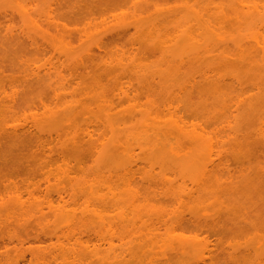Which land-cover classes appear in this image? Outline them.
I'll return each instance as SVG.
<instances>
[{"label": "rangeland", "instance_id": "1", "mask_svg": "<svg viewBox=\"0 0 264 264\" xmlns=\"http://www.w3.org/2000/svg\"><path fill=\"white\" fill-rule=\"evenodd\" d=\"M238 1L255 6L257 18L264 19V0H23L32 20L29 22L11 13L6 0H0V264L10 261H15L14 264H201L200 257L205 264H253L258 259H263L264 264V144L256 142L255 136L232 139L221 133L228 131L226 123L219 125L220 134L213 138L216 141L213 146L215 162L220 160V165L213 172V180H219L221 190L184 197L180 205L172 201L170 194L141 181L146 174L156 178L166 175L176 180L178 174L158 164L138 163L131 188L141 210L129 209L130 198L113 212L109 211L110 207H104L107 216L98 233L84 224L80 214L63 217L53 215L45 207L47 203L54 207L64 205L66 209L77 207L68 197L64 204L58 203L55 189H70V183L63 178L67 169L63 163L68 162L73 174H87L90 178V159H80L71 152L59 153L56 140L42 150L36 143L39 136L54 126L59 129L67 119L76 118V123L71 120L72 124L74 128L79 126L83 116L71 118V111L78 109L73 107L76 104L92 107L101 92H109L114 77L123 86H130L131 91L137 90L136 100L121 107L145 108L148 98L138 89V81L142 75L165 69L169 59L143 44L134 27L144 31L154 28L155 34L168 37L175 35V28H187L191 36H196L199 26L193 21L194 13L203 12L207 5L229 8ZM214 16L210 13L203 18L211 20ZM123 29L129 32L122 34ZM239 30L228 25L213 32L226 39L228 36L239 39ZM257 30L264 36V27ZM31 38L35 39L33 45ZM49 43L61 49L51 50ZM36 65L50 68V77L37 79L29 75V69ZM193 72L195 67L185 64L180 69L179 80ZM66 81L71 85L65 89V98L63 94L64 99L56 102L49 91L56 86L55 82ZM228 83L223 86L224 92L239 89ZM202 84L196 78L191 93L186 92L180 98L177 115L188 125L206 120L205 117L194 119L188 106L197 105L209 112L220 109L221 99L210 98L206 87L199 86ZM245 92L240 98L253 91ZM37 95L43 97L46 108L56 117L63 112L59 110L61 107L72 108L68 110L70 115L67 110L64 112L63 117L66 114L68 118L61 117L65 123H59V128L54 122L60 119H50L52 112L26 108ZM158 97L156 93L151 99ZM74 101L76 104H69ZM173 146L181 153L193 148L185 142ZM15 197L30 204L32 209L42 207L45 214H36L37 218L22 212L10 214ZM119 211L123 214L116 216ZM197 218L215 219L217 223L199 225L195 222ZM100 232L102 237L98 235ZM187 239L203 243L204 254L200 256L198 251L181 243ZM110 241L113 248L108 244ZM120 250L116 262L106 259ZM83 251L93 255L84 256L82 261Z\"/></svg>", "mask_w": 264, "mask_h": 264}, {"label": "bare ground", "instance_id": "2", "mask_svg": "<svg viewBox=\"0 0 264 264\" xmlns=\"http://www.w3.org/2000/svg\"><path fill=\"white\" fill-rule=\"evenodd\" d=\"M6 2L11 13L17 14L24 21L32 22L23 0H6ZM47 12L45 11V15L50 18ZM210 13H214L215 16L211 20L209 18L205 20L203 17ZM194 15L193 21L199 26L196 36H191L187 28H175V35L168 37L167 34H155L154 28L144 31L139 26L134 27L143 44L147 45L152 52L169 59L165 69L155 71L159 74L142 75V80L138 81V89L148 98L145 108L131 110L121 107L124 103L136 100L137 90L131 91L130 86H123V82L116 81L117 77H114L109 92H101L92 107L80 104L81 107L75 101L69 103L76 104L73 107L74 110L78 106L76 112L71 111V118L83 116L82 123L76 128L72 124L74 121L76 123L75 117L71 119L74 121L67 119L66 123L61 118L66 110L72 109V106L71 109L67 105L65 106L67 109L61 107L59 110L63 109V112L60 113L54 111L58 114L56 117L46 108L43 97L40 95L35 96L36 100L28 104L26 108L29 110L43 108L49 113L52 112L49 115L50 119L56 118L54 121L60 119V122H54L56 126L60 125L59 123H65L60 128L57 126L59 129L54 126L44 136L38 137L36 143L41 150L51 141L56 140L60 145L59 153L71 152L80 159L87 158L92 162L90 178H87V174L81 176L76 174V176L73 174L75 172L68 168V162L63 163L67 168L63 178L65 177L67 183H70V189L64 191L56 188L57 202L64 204L68 197L77 207L66 209L64 205L54 207L47 203L45 207L48 208V212L63 217L71 213L80 214L84 224L98 233L104 226L107 216L104 213L106 210H102L104 207H110L109 211L113 212L121 208L120 203L122 205V202H127L130 198L129 209L141 210L136 204L137 198L131 188V178L138 170V163L158 164L159 167L171 169L177 173L179 176L177 180L166 175L156 178L153 174H146L141 181H145L149 186L158 187L162 193L170 194L173 197L172 201L180 205L184 197L191 198L195 193L215 194L221 190L219 180H213V172L220 165V160L218 163L215 162L213 146L216 144L213 138L220 134L217 128L219 125L226 123L228 131L225 133L221 130V133L227 137L245 139L255 136L256 142L264 144V36L257 30L260 26L264 27V19L257 18L255 6H250L243 1H238L229 8L218 9L207 5L203 12H196ZM228 25L239 27L238 36L241 38L228 36L226 39L213 32ZM120 32L126 34L129 31L123 29ZM31 39V44H35V39ZM51 44L53 43L48 45L51 46V50L61 49L60 46ZM36 49L41 52L40 48L36 47ZM42 50L44 52V49ZM93 61L90 62L96 65ZM185 64L193 65L195 72L190 77L179 80L180 69ZM50 70V68L43 69L36 65L30 68L28 73L39 79L42 76L50 77ZM105 70L111 69L105 68ZM196 78L203 83L199 86L206 87L210 98L221 99L222 103L220 102V109L217 112H209L197 105L188 104L194 119L206 118L203 122L196 120L188 125L181 116L177 115L178 104L181 96L186 92L191 93L196 86ZM67 81L55 82L56 86L50 89V95L56 102L65 98V89L71 85ZM227 82L230 85L235 84L239 89L233 88V85V89L224 92L222 89ZM246 90L253 92L240 98ZM156 93L159 97L151 99ZM68 95H70L69 92ZM231 106L234 108L229 111ZM71 113L67 112L69 115ZM65 117L68 118L66 114ZM66 118L63 117V119ZM12 129L15 130V127ZM15 131L18 132L17 129ZM15 131L12 130L17 135ZM179 142L188 143L193 148L181 153L173 146ZM79 169L81 170V167ZM188 184L189 189H187ZM15 199L10 204V214L21 215L22 212L32 214L35 218H37L36 214L38 216L45 214L42 207L34 206L32 209L30 204L24 203L19 197ZM121 214L123 211L115 213L116 216ZM195 222L205 226L217 223L215 219L198 218ZM98 235L102 237L103 233L100 232ZM184 242L181 243L198 251L200 256L204 254L206 246L203 243L196 239H187ZM108 244L113 248L111 241ZM119 252H112V255H108L106 259H110L111 262L114 259L116 262L121 250ZM84 253H80L83 254L80 255L82 261L84 256L93 255L92 252L86 251L85 255ZM258 260L253 264L263 263V259L262 262ZM13 262L15 261H10L9 264H14ZM198 262L205 264L201 257Z\"/></svg>", "mask_w": 264, "mask_h": 264}]
</instances>
